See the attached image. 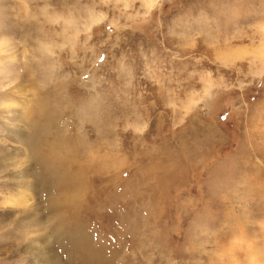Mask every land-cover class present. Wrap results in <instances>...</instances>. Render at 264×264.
I'll return each instance as SVG.
<instances>
[{
  "label": "rangeland",
  "instance_id": "rangeland-1",
  "mask_svg": "<svg viewBox=\"0 0 264 264\" xmlns=\"http://www.w3.org/2000/svg\"><path fill=\"white\" fill-rule=\"evenodd\" d=\"M0 264H264V0H0Z\"/></svg>",
  "mask_w": 264,
  "mask_h": 264
}]
</instances>
